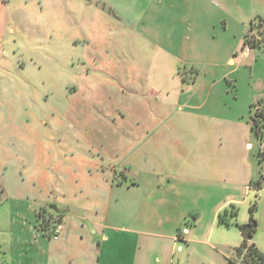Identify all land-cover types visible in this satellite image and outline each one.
Wrapping results in <instances>:
<instances>
[{
  "label": "crops",
  "instance_id": "obj_1",
  "mask_svg": "<svg viewBox=\"0 0 264 264\" xmlns=\"http://www.w3.org/2000/svg\"><path fill=\"white\" fill-rule=\"evenodd\" d=\"M112 3L121 29L94 24L81 39L109 90L93 91L89 70L78 79L87 87L70 94L74 115H86L93 131L90 112L106 126L122 123L118 136L103 126L99 139L89 132L84 138L107 154L121 153L114 177H96L104 202L64 205L61 232L49 238L38 213L55 206L50 200L39 205L1 195L0 204L19 202L26 210L20 223L8 221L1 264H200L207 255L222 264L237 258L239 243L215 232L224 230L218 218L231 206L257 197L264 209V140L255 138L251 124L264 100V46L243 53L252 24L264 19V0ZM192 195L199 203L193 205ZM253 235L264 236V221ZM260 238L254 244L264 253Z\"/></svg>",
  "mask_w": 264,
  "mask_h": 264
},
{
  "label": "rangeland",
  "instance_id": "obj_2",
  "mask_svg": "<svg viewBox=\"0 0 264 264\" xmlns=\"http://www.w3.org/2000/svg\"><path fill=\"white\" fill-rule=\"evenodd\" d=\"M112 2L120 0H4L6 9L0 25V196L29 198L39 205L50 200L60 212L64 205L84 208L103 204L105 197L98 192L96 177H114L112 169L121 153L110 149L107 154L100 144L94 146L84 138L89 132L90 138L95 135L99 139L98 128L103 126L107 134L118 136L122 123H112L116 129L112 130L113 126H106L98 113L90 112L93 131L83 117L86 115H74L70 94L73 87H87L78 79L89 70L93 91L109 90L105 75L93 68L84 47L87 43L81 39L86 37L84 29L94 24L105 30L121 29L120 18L111 12ZM255 23V31L250 34L264 46V25L260 26L258 20ZM78 39L82 44L76 50L72 45ZM116 87L118 84L111 86ZM191 198L196 199L194 195ZM197 199L193 205L199 203ZM257 202L255 197L251 203L224 211L218 218L224 230L219 233L217 228L216 236L242 246V224L251 222L250 207ZM45 210L49 215L60 213ZM25 211L19 202L0 204V264L9 249L8 221L20 223ZM221 216L229 225L221 222ZM255 220L257 224L264 221L263 208H257ZM201 225L204 228L205 221ZM260 237L253 235L252 243ZM259 242L264 246V236ZM233 257L222 264H233L237 259ZM198 262L189 260L188 264ZM200 264H220V260L207 255Z\"/></svg>",
  "mask_w": 264,
  "mask_h": 264
},
{
  "label": "trees",
  "instance_id": "obj_3",
  "mask_svg": "<svg viewBox=\"0 0 264 264\" xmlns=\"http://www.w3.org/2000/svg\"><path fill=\"white\" fill-rule=\"evenodd\" d=\"M260 22V26L264 25V19H258ZM262 23V24H261ZM256 28V23H253L248 35L245 36V39H251L250 42H246V45H250L253 48H257L260 46L259 41H256L250 33H253ZM260 108L256 111L255 115L251 117V124H252V131L257 140H264V100L259 103ZM258 208V204L254 203L250 207V215H251V222L250 224H257L255 220V214ZM53 215H49L46 210H40L38 213L39 219H41V227L44 234L49 237L53 238L54 230L58 224L62 223V216L60 213H52ZM234 215V214H232ZM237 215V214H236ZM222 218L221 222L226 223L229 225V222ZM245 227V226H244ZM235 255L237 259L233 264H264V253H262L254 243L245 241L242 246L237 248L235 251Z\"/></svg>",
  "mask_w": 264,
  "mask_h": 264
},
{
  "label": "water",
  "instance_id": "obj_4",
  "mask_svg": "<svg viewBox=\"0 0 264 264\" xmlns=\"http://www.w3.org/2000/svg\"><path fill=\"white\" fill-rule=\"evenodd\" d=\"M262 158V157H261ZM51 209L54 211H58L56 206H51ZM257 229V224H248L246 225L241 231V237L245 241H252L253 240V233Z\"/></svg>",
  "mask_w": 264,
  "mask_h": 264
},
{
  "label": "built area",
  "instance_id": "obj_5",
  "mask_svg": "<svg viewBox=\"0 0 264 264\" xmlns=\"http://www.w3.org/2000/svg\"><path fill=\"white\" fill-rule=\"evenodd\" d=\"M250 38L248 40L245 39L244 41V48H243V53L244 54H250L252 52V47L250 45H246L245 43L247 42H250ZM61 229H62V225L61 224H58L54 230V234H53V238H57L61 232Z\"/></svg>",
  "mask_w": 264,
  "mask_h": 264
}]
</instances>
